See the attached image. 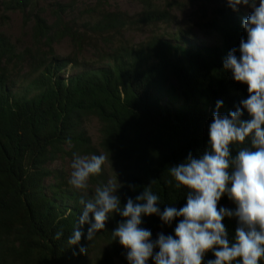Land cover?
I'll list each match as a JSON object with an SVG mask.
<instances>
[{"label": "trees", "instance_id": "trees-1", "mask_svg": "<svg viewBox=\"0 0 264 264\" xmlns=\"http://www.w3.org/2000/svg\"><path fill=\"white\" fill-rule=\"evenodd\" d=\"M134 1L142 9L129 15L109 10L108 0H92L82 9L80 30L75 18L66 19L74 0H1L33 28L31 45L22 50L0 33V264H128L111 236L122 221L118 215L92 241L82 238L86 254L68 247L79 193L53 163L74 152L97 155L85 129L95 118L100 147L117 165L121 203L148 186L161 210L182 207L186 192L174 187L170 167L205 148L217 100L226 114L247 97L246 85L223 70L227 53L246 36L239 11L229 10L226 0ZM45 2L51 23L39 5ZM189 7H196V20L183 25L175 12ZM194 28L217 41L201 40ZM124 31L145 37L131 42ZM64 38L78 50L99 41L109 49L89 61L60 56L53 45ZM221 205L234 207L225 197ZM177 222L166 226L148 216L142 227L155 239L172 234ZM223 223L233 236L235 220ZM213 258L209 252L205 259Z\"/></svg>", "mask_w": 264, "mask_h": 264}, {"label": "clouds", "instance_id": "clouds-1", "mask_svg": "<svg viewBox=\"0 0 264 264\" xmlns=\"http://www.w3.org/2000/svg\"><path fill=\"white\" fill-rule=\"evenodd\" d=\"M226 6L232 11L249 10L242 22L246 36L223 59V70L231 73L234 82L246 85L248 95L226 114L219 112L223 100H217L205 148L170 167L174 187L186 192V202L161 210L159 196L146 186L122 204L121 185L111 181L98 185L92 194L87 191L89 181L101 174L109 156L74 152L68 184L79 193V216L68 247L78 246L79 253L86 254L82 238L92 241L118 215L122 221L111 236L128 264L264 262V0H226ZM222 197L234 207H218ZM148 216H157L166 226L178 222L172 234L160 232L153 239L151 230L142 227ZM225 218L236 222L231 237ZM63 234L58 230L54 238ZM209 252L214 258L206 260Z\"/></svg>", "mask_w": 264, "mask_h": 264}, {"label": "rangeland", "instance_id": "rangeland-1", "mask_svg": "<svg viewBox=\"0 0 264 264\" xmlns=\"http://www.w3.org/2000/svg\"><path fill=\"white\" fill-rule=\"evenodd\" d=\"M63 3H68L72 0H59ZM92 0H74V6L72 10L69 11V14H67L66 19L69 18H75L77 20V26L80 27L81 23L86 20V18L83 16V8L90 5ZM42 3L39 4L44 12L42 13L43 17L47 20L48 23H51L53 18L48 10L50 8V5ZM108 9L113 10H119L128 13L129 15H133L139 11H141L142 6L140 3L134 1V0H108ZM196 7H189L185 9V11L179 13L175 12L177 21L181 24H191L190 20H196V18L191 17L193 12H195ZM229 10H231L229 8ZM240 14L247 18L249 14V10L247 8H240L239 10ZM244 17H240L241 21L244 20ZM77 27V28H79ZM32 28H33V21L30 19L25 18V16L20 11H5L3 9V6L1 5L0 0V33L5 35L15 46L17 49L22 50L24 47H28L31 45L32 41ZM82 30V28H79ZM194 33L201 39L205 40L208 43H214L217 41L216 35H211L209 39H204V36L199 34L197 28H194ZM126 39L130 40L131 42H139L145 37L144 33L137 32V31H127L123 32ZM54 51L56 54L60 56H66V55H72L76 54L79 58L82 60H91L95 59L99 56L100 53L103 51H106L109 49L108 46L104 45L103 43L96 42L93 44H87L81 50H78L72 42L68 38L62 39L59 43H55L53 45ZM99 122L95 118H89L85 121V129L90 137V141L92 146L97 150V155L104 154L105 156H108L100 147V132H99ZM83 156H91L88 154H80ZM72 157H63L61 159L56 160L53 163V166L55 168H58L62 171V173L67 177L68 180L71 168ZM117 165L112 161L110 158L109 160H106L105 165L103 166V170L100 174V176L97 178L98 182H96V179L92 177L89 181V188L87 191L94 194L95 188L98 185L107 183L109 181L119 183L117 171H116ZM99 183V184H98ZM119 186V184H118ZM116 264H121L118 261Z\"/></svg>", "mask_w": 264, "mask_h": 264}]
</instances>
